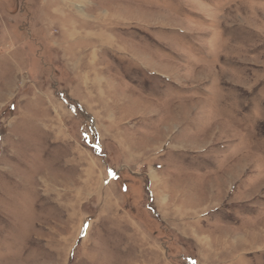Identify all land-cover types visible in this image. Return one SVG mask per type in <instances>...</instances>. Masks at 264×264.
Returning a JSON list of instances; mask_svg holds the SVG:
<instances>
[{
	"label": "rangeland",
	"instance_id": "obj_1",
	"mask_svg": "<svg viewBox=\"0 0 264 264\" xmlns=\"http://www.w3.org/2000/svg\"><path fill=\"white\" fill-rule=\"evenodd\" d=\"M0 264H264V0H0Z\"/></svg>",
	"mask_w": 264,
	"mask_h": 264
}]
</instances>
